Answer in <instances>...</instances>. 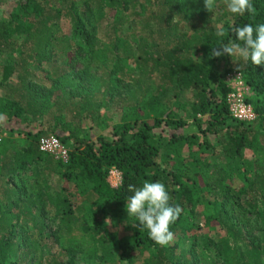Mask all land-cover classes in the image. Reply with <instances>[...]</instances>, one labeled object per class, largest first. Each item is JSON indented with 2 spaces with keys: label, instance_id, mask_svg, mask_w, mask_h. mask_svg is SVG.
<instances>
[{
  "label": "trees",
  "instance_id": "1",
  "mask_svg": "<svg viewBox=\"0 0 264 264\" xmlns=\"http://www.w3.org/2000/svg\"><path fill=\"white\" fill-rule=\"evenodd\" d=\"M251 2L255 16L232 14L224 1L209 12L204 0H0V83H19L0 95V116L19 122L44 107L50 130L71 146L64 162L54 161L35 141L42 130H24V147L1 163L0 264H264V167L245 158L264 155V65L242 64L256 117L241 121L226 102L231 57L210 56L234 40L233 27L264 24V0ZM42 59L50 67L37 81ZM184 93L190 132L174 110ZM94 97L119 111L116 120L105 116L106 132L62 113L69 102L72 115L80 113ZM215 154L224 163L206 158ZM27 165L35 187L19 176ZM111 166L121 173L116 187L106 180ZM144 181L162 182L170 204L182 208L168 246L128 218L127 186Z\"/></svg>",
  "mask_w": 264,
  "mask_h": 264
},
{
  "label": "rangeland",
  "instance_id": "2",
  "mask_svg": "<svg viewBox=\"0 0 264 264\" xmlns=\"http://www.w3.org/2000/svg\"><path fill=\"white\" fill-rule=\"evenodd\" d=\"M222 1H224V0H216L214 8H217L222 3ZM180 25L185 26V20L184 19L181 20ZM11 37L15 41H19L22 39V38H20L19 34H17V35L12 34ZM12 49H13L12 46H10L8 48H3L1 56L6 59L7 57L10 56L8 53ZM13 52H12V54L14 56L16 53L14 50H13ZM233 59L235 61H233ZM239 63L241 65L244 63L242 58H239V57H233V58L231 57L227 62V64H229L233 67V69H231V70H235ZM49 64H50V61H48L46 59H42L41 63L35 65L34 76H32V77L35 80L39 81V79H41L39 77V75H42L43 74L42 71H46L50 67ZM73 66H74V68H76V67L79 68L81 66V64L79 62L75 61L73 63ZM219 68H221V67H219ZM91 69L94 72V74H96L97 76L99 75V73L101 71L100 68L96 69L93 66H91ZM43 78L44 79L42 80V83L45 85H48L50 83V77L46 78L45 76H43ZM246 85L248 87V89L246 90L247 91L246 96L248 98V96L250 94V89H249V86L247 83H246ZM18 86H19V83L17 84L15 82V80H13V78H10L9 80H7L5 82H1L0 83V95L11 96L12 92L16 88H19ZM67 89H68L67 86H65L64 90H67ZM94 98H95L94 101L91 103L92 106L91 107L86 106L83 109V111H81L80 113L72 115L73 110L75 109L74 104L72 102H69L68 104L63 105L62 113L64 114L66 119H68V120L71 119L72 122H74V123H81L85 127H87L88 125L91 124L92 126L90 127V129L94 132H98V131H105L106 132L107 128L105 126H107L108 117L106 118L105 116L107 114H109V117L111 118V119H109V122H110V120H116L119 111L116 110L114 105L112 103L110 104V102H107V104H109V106L107 109H105L106 107H105V105H102V102L100 100L101 98L100 97H94ZM178 100L183 105H178L177 107L174 106L175 107L174 110L177 112V114L179 116H182L187 122V125H185V127H183V130L186 132H190L192 130H195L193 118L190 116V106H189L190 96H189V94H185V93L181 94L179 96ZM197 117L202 118L203 115L198 113ZM53 125H54V123H53L52 115L49 112V110H47L44 107H40L34 113L24 112L23 116L21 117L19 122H16L13 119H7L4 116H0V166H1V163L3 161L5 162L8 158H13L15 155V151L17 149H22L24 147V145H25L24 140L26 138V135L23 132L24 130L25 131L29 130L32 132L42 130L38 134V136L35 140L38 147H39L40 146V140L43 137H46L48 135H56L53 131L50 130V127ZM63 143L65 144V146L68 150L71 148L69 143H67L65 141H63ZM39 149H40V147H39ZM52 158L54 161H56V160H60L63 162L65 161V160L61 159L60 157H56L53 155H52ZM206 158L208 160H210L211 162L216 163V165L224 163V158L218 154L208 155ZM245 158H246L248 165L252 164V166L257 165V166L264 167V155H262L260 152L256 153L253 156V155H250L249 151H246ZM113 167L114 166H111L109 168L108 173L106 175V180L108 181L110 186L116 187L120 183L121 178H118L116 174L110 173V169H112ZM0 170H1V167H0ZM19 176L22 177V179L25 183H29L32 185V187H35V185H34L35 179L32 175L31 166L27 165V166H25V168L20 170ZM49 179L55 186L59 185L58 175H56V174L49 175ZM2 180H3V178L2 179L0 178V183L2 182ZM201 207L202 206H199L197 208L196 216L194 218V220L197 221L198 224H200L201 217H202V213L200 211ZM233 210H234V213H238L237 207H234ZM239 215H241V214L239 213ZM198 232H201L200 229H198ZM216 234H218V233H216ZM97 264H129V263H127L126 261H119L117 259H114L111 261H104V262L98 261ZM132 264H143V262H142L141 258H138Z\"/></svg>",
  "mask_w": 264,
  "mask_h": 264
},
{
  "label": "clouds",
  "instance_id": "3",
  "mask_svg": "<svg viewBox=\"0 0 264 264\" xmlns=\"http://www.w3.org/2000/svg\"><path fill=\"white\" fill-rule=\"evenodd\" d=\"M227 10L232 14L244 15L248 13L255 16L256 9L251 0H224ZM205 9L214 11L215 0H204ZM234 40L219 47H213L211 57H239L252 65H264V24L253 27L245 24L242 27H233ZM217 37H223L222 28L217 29ZM233 61H235L233 59ZM242 65L239 63L236 71L240 73ZM128 192L132 193L127 198L125 209L129 217H134L139 222L140 230L146 229L148 236L159 246H168L174 241V232L170 226L174 224L182 213L179 205L170 204V194L162 182L144 181L141 187L129 184ZM109 219L105 220V223ZM133 226H137L134 224Z\"/></svg>",
  "mask_w": 264,
  "mask_h": 264
},
{
  "label": "built area",
  "instance_id": "4",
  "mask_svg": "<svg viewBox=\"0 0 264 264\" xmlns=\"http://www.w3.org/2000/svg\"><path fill=\"white\" fill-rule=\"evenodd\" d=\"M224 82L228 87L226 93V102L228 105L229 114L241 121H251L256 117L251 103L247 100L246 90L248 89L246 81L244 80L241 72L231 70L224 75ZM40 149L48 152L53 156L60 157L66 160L68 157V149L65 144L56 135H48L40 140ZM110 173L116 174L121 178L120 171L113 167Z\"/></svg>",
  "mask_w": 264,
  "mask_h": 264
}]
</instances>
